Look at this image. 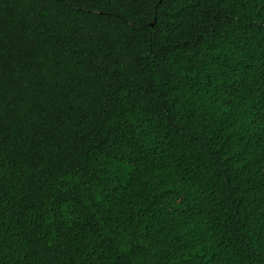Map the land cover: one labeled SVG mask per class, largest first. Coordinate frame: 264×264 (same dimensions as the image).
Here are the masks:
<instances>
[{"label":"trees","instance_id":"trees-1","mask_svg":"<svg viewBox=\"0 0 264 264\" xmlns=\"http://www.w3.org/2000/svg\"><path fill=\"white\" fill-rule=\"evenodd\" d=\"M0 264H264V0H0Z\"/></svg>","mask_w":264,"mask_h":264}]
</instances>
